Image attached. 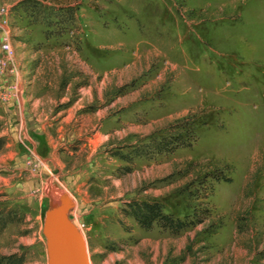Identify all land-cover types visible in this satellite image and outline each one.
I'll list each match as a JSON object with an SVG mask.
<instances>
[{
    "label": "rangeland",
    "instance_id": "374dc122",
    "mask_svg": "<svg viewBox=\"0 0 264 264\" xmlns=\"http://www.w3.org/2000/svg\"><path fill=\"white\" fill-rule=\"evenodd\" d=\"M49 182L91 264H264V0H0V264H48Z\"/></svg>",
    "mask_w": 264,
    "mask_h": 264
},
{
    "label": "water",
    "instance_id": "95a60500",
    "mask_svg": "<svg viewBox=\"0 0 264 264\" xmlns=\"http://www.w3.org/2000/svg\"><path fill=\"white\" fill-rule=\"evenodd\" d=\"M45 188L49 200L42 234L48 264H91L85 239L69 218V211L74 205L72 198L50 182Z\"/></svg>",
    "mask_w": 264,
    "mask_h": 264
},
{
    "label": "trees",
    "instance_id": "16d2710c",
    "mask_svg": "<svg viewBox=\"0 0 264 264\" xmlns=\"http://www.w3.org/2000/svg\"><path fill=\"white\" fill-rule=\"evenodd\" d=\"M185 118V117H184ZM181 118L177 122L185 123V119ZM183 124L179 125L182 126ZM178 126V127H179ZM180 128V127H179ZM184 129L180 131H169L166 134H161L150 137V144L153 148L148 151H139L137 154H151L153 152H171L179 147H188L194 140V134L192 129L183 125ZM149 146V143L146 145ZM149 153V154H150ZM131 215L135 221L143 228L151 227L153 222L158 223L162 228L169 229L172 232H177L181 228L187 225V222L174 218L172 215L162 211V207L159 202L155 200L133 201L130 203ZM202 219H198L197 222H201ZM16 257V254L10 255V258ZM18 264V261L17 263Z\"/></svg>",
    "mask_w": 264,
    "mask_h": 264
},
{
    "label": "built area",
    "instance_id": "2783aa9c",
    "mask_svg": "<svg viewBox=\"0 0 264 264\" xmlns=\"http://www.w3.org/2000/svg\"><path fill=\"white\" fill-rule=\"evenodd\" d=\"M3 48H5V49H9V45H8V43H3Z\"/></svg>",
    "mask_w": 264,
    "mask_h": 264
}]
</instances>
